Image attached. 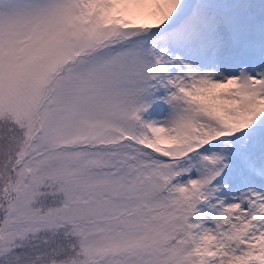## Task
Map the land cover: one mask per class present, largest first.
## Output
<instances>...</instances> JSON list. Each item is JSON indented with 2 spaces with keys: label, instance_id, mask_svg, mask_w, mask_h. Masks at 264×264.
<instances>
[{
  "label": "snow or ice",
  "instance_id": "snow-or-ice-1",
  "mask_svg": "<svg viewBox=\"0 0 264 264\" xmlns=\"http://www.w3.org/2000/svg\"><path fill=\"white\" fill-rule=\"evenodd\" d=\"M0 264H264V0H0Z\"/></svg>",
  "mask_w": 264,
  "mask_h": 264
}]
</instances>
